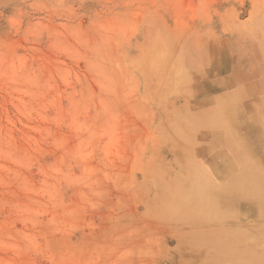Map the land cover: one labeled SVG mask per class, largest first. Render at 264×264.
I'll list each match as a JSON object with an SVG mask.
<instances>
[{"label":"rangeland","instance_id":"1","mask_svg":"<svg viewBox=\"0 0 264 264\" xmlns=\"http://www.w3.org/2000/svg\"><path fill=\"white\" fill-rule=\"evenodd\" d=\"M263 87L264 0H0V264H264V216L190 189L231 133L264 172Z\"/></svg>","mask_w":264,"mask_h":264},{"label":"bare ground","instance_id":"2","mask_svg":"<svg viewBox=\"0 0 264 264\" xmlns=\"http://www.w3.org/2000/svg\"><path fill=\"white\" fill-rule=\"evenodd\" d=\"M211 122L216 127H222V129H226V132H228V130L230 129L229 119L227 115L217 113L214 115ZM258 130L261 132V134L258 132ZM253 131V134L248 137L249 144L252 145L253 148L254 146L256 148V142H260L261 146H264V115L262 119H257L255 117V125ZM225 136H227L226 145L228 146L225 153L232 160V162H234L235 164H240V171L235 174L234 178L230 179L224 186L221 187L222 193H220V197H218L216 200L211 199L209 196H206L209 195V193L208 191H204V189H208V187L212 185V180L209 179L206 171L202 168H198L195 173L192 174L191 179L195 177V180H191L190 189L194 192H200L202 194L201 200L204 201L202 202V204L204 205L205 209H203L204 213H201L200 217L206 218L207 215H209L215 220H220V218L222 217L221 212L219 211V207H221V204H225L230 208L235 207L240 210L249 208L254 216L263 217L264 172L261 173L262 169L260 165L252 161V149L250 148V150L248 148L247 150H243L241 148L243 143V139L241 138V136L235 137L233 133L229 135L227 134ZM242 150L245 152H243ZM249 174L259 177V180H261L262 182H258L259 180H257L253 184L248 183L247 177ZM235 216L237 215L229 214L223 215L222 218ZM195 217L197 216L195 215ZM242 230H244V232L237 231L236 235H231V240H236V242H239V244H244L246 242V233L248 234L249 231H247L246 229ZM258 230L264 232V229L262 228H259ZM231 231L232 230H230L229 232ZM227 237L229 238L230 236ZM216 241L217 240H212L213 245L217 243ZM232 244L233 242H227V240L226 243L218 244V253H220L221 255H225L228 260L230 257V260L227 264H260V262L256 260H247V255L239 254L238 251L233 248Z\"/></svg>","mask_w":264,"mask_h":264}]
</instances>
